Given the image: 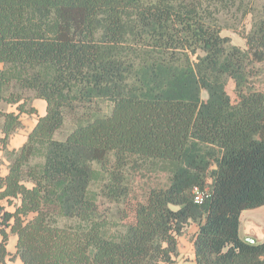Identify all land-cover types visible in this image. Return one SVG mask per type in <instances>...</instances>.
<instances>
[{"label":"trees","instance_id":"obj_1","mask_svg":"<svg viewBox=\"0 0 264 264\" xmlns=\"http://www.w3.org/2000/svg\"><path fill=\"white\" fill-rule=\"evenodd\" d=\"M229 4L0 0L1 264H176L191 223L197 264H264V241L240 234L242 213L264 206V19L236 46L219 25ZM33 99L47 111L11 152ZM98 100L109 114L55 138L67 112ZM143 170L169 185L119 219L100 210V197L130 206Z\"/></svg>","mask_w":264,"mask_h":264},{"label":"rangeland","instance_id":"obj_2","mask_svg":"<svg viewBox=\"0 0 264 264\" xmlns=\"http://www.w3.org/2000/svg\"><path fill=\"white\" fill-rule=\"evenodd\" d=\"M247 11L250 13L245 16ZM218 18L219 25L222 28V36L230 37L234 45L245 48L246 40L244 39V34L250 31L252 25L256 21L264 19V0H230V4L221 11ZM227 90L232 101L235 103L236 95L232 83L228 84ZM203 97H206V95L204 94ZM34 102L35 100H31L30 104L32 105ZM111 109L112 104L103 100L92 102L87 106L79 105L75 111L66 113L64 125L57 131L55 138L60 141L64 140L79 124L81 119L88 117L90 113L109 114ZM21 127L22 125H20L18 129H21ZM6 157L8 158L7 155ZM169 182L170 176L166 173H152L145 170L135 173L131 181V193L129 196V205H131L127 206L122 203H111L106 198L100 197V210L105 214L112 215L114 218L119 219L121 217V210L129 212L136 202L146 199L150 190L158 187H166L169 185ZM94 188H96V186H94ZM245 219V228L243 232L248 229V219ZM255 224L256 225L252 226V231L254 232L253 236L257 241L262 242L264 241V223L260 219L256 220ZM194 231L195 228L186 229L184 235L179 239L180 247L187 253L191 251V241ZM243 234L244 233H242V235Z\"/></svg>","mask_w":264,"mask_h":264},{"label":"crops","instance_id":"obj_3","mask_svg":"<svg viewBox=\"0 0 264 264\" xmlns=\"http://www.w3.org/2000/svg\"><path fill=\"white\" fill-rule=\"evenodd\" d=\"M34 100H35V102L32 104V106L37 109L38 115H36V114L29 115L26 113L21 115L20 120H21L22 127H21V129H17L16 132L12 134V136L9 139L8 145H7V149L11 152L19 150L26 143L30 132L33 130V128L36 125L38 117L44 115L47 111V102L46 101L41 100V99H33V101ZM1 107L5 111H9V112L16 111V106L2 104ZM1 123H2V121H0V124ZM0 137H3L1 130H0ZM9 164H10V161L6 157L4 150L0 149V174L1 175L4 176L8 173ZM245 218L248 219V224H247L248 229H247V231L243 232V229L245 228L244 227L245 226L244 220H246ZM260 219L264 223V206L257 208V209H253V210H246L242 213L240 234H241V237L243 239H245V240L247 238L256 239L253 236L254 232L252 231V226L256 225L255 221L260 220ZM188 228H195L193 235L198 230L197 225L194 223L189 224L186 229H188ZM242 233H244V234L242 235ZM0 240H1V237H0ZM256 242H259V241H257V239H256ZM15 244H16V237L11 235L10 241L8 244V250L10 253L15 252ZM191 246H192L191 251L189 253H187L186 251L182 250V248L180 247V244H179V256L177 257L176 264H197L192 241H191ZM6 264H21V261H20V259H16L15 261H10L9 259H7Z\"/></svg>","mask_w":264,"mask_h":264},{"label":"built area","instance_id":"obj_4","mask_svg":"<svg viewBox=\"0 0 264 264\" xmlns=\"http://www.w3.org/2000/svg\"><path fill=\"white\" fill-rule=\"evenodd\" d=\"M210 193V189L206 188L205 190H201L199 188H195L193 191L194 194V201L197 204H203L208 198H209V194Z\"/></svg>","mask_w":264,"mask_h":264},{"label":"water","instance_id":"obj_5","mask_svg":"<svg viewBox=\"0 0 264 264\" xmlns=\"http://www.w3.org/2000/svg\"><path fill=\"white\" fill-rule=\"evenodd\" d=\"M246 241L252 244L256 243V240L253 238H247Z\"/></svg>","mask_w":264,"mask_h":264}]
</instances>
